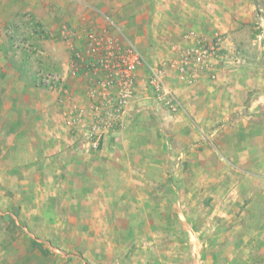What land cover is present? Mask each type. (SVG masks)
I'll list each match as a JSON object with an SVG mask.
<instances>
[{
    "label": "rangeland",
    "instance_id": "rangeland-1",
    "mask_svg": "<svg viewBox=\"0 0 264 264\" xmlns=\"http://www.w3.org/2000/svg\"><path fill=\"white\" fill-rule=\"evenodd\" d=\"M0 4L13 12L0 21V264H245L229 255L247 246L257 259L264 0ZM102 32L143 57L125 108L91 97L98 55L75 57ZM201 80L211 99L236 92L232 108L251 115L224 116L237 145H208L199 130L194 145L173 140L171 117ZM238 161L249 175L230 180Z\"/></svg>",
    "mask_w": 264,
    "mask_h": 264
},
{
    "label": "crops",
    "instance_id": "crops-1",
    "mask_svg": "<svg viewBox=\"0 0 264 264\" xmlns=\"http://www.w3.org/2000/svg\"><path fill=\"white\" fill-rule=\"evenodd\" d=\"M10 4V3H9ZM33 4V3H32ZM1 8H4L2 4H0V21L4 20H9L12 18L13 12L12 9H4L3 12H1ZM11 80H14L12 78ZM206 86L208 88V92L203 91V87ZM183 89H185L183 87ZM189 89V88H188ZM190 96L189 100L192 103L186 104V108L184 112L171 117V119H174V127H175V132L176 134L175 138L173 140H176L178 145L182 143L183 145H194L196 143L195 138V133L197 130L200 131V133L204 134L206 131H208L209 136L207 134L206 138L208 141V145H237L235 143L236 139L235 136L232 133L231 130L228 131H223L224 125H225V117H230L231 114H234L235 117H243L242 113H238L235 111V108L233 109L231 106L230 101L234 99V97H239L236 92H234V95L230 94L228 91H222L221 94L219 95L217 93V96L215 99H211V81H204L201 80L193 86L190 89ZM184 92H182L183 94ZM186 93V92H185ZM223 96H225L226 100H223ZM183 100V99H182ZM192 100V101H191ZM228 101V102H225ZM230 104V106H229ZM229 106V107H228ZM235 112V113H233ZM259 111H256L258 113ZM239 116H238V115ZM241 114V115H240ZM248 117H251L249 115ZM247 115H244V119L248 118ZM165 116H163L162 119H164ZM246 122V121H244ZM171 124V125H172ZM160 135L163 137V139L168 140L167 133L166 131L168 129V126H170V122L168 121H160ZM205 130V132H203ZM226 134L230 136H226ZM160 136V137H161ZM192 137V138H191ZM227 138V139H226ZM162 141V140H161ZM170 141V140H169ZM144 142L148 143L146 139ZM225 142V143H224ZM230 143V144H229ZM174 143V145H177ZM239 145H248V143H243L242 141L239 143ZM256 146H260L257 144ZM258 159V158H257ZM246 161V159H244ZM259 160V159H258ZM256 161L258 166H262L260 161ZM261 160V159H260ZM262 161V160H261ZM237 164H239V171L237 172V176L232 177L230 180H237L240 179L241 177H245L249 174H243L241 173L245 172L247 167V163H244L243 161H238ZM254 164V163H253ZM264 165V164H263ZM249 170V169H248ZM250 171H255V174L251 175L252 177H255V179L259 180L261 182V187L259 193L262 194L261 198L263 199L262 202L258 203L257 208L258 211L260 212L259 214L261 215V218L259 220L261 221L260 225V232H261V237L260 240L263 242L261 245V249L258 250V253H256L257 259L254 260V256L251 253L250 246H247V248L244 249L243 254H240L238 256L236 255H229L231 258H239L241 262H244L245 264H253L255 262L259 264H264V172L260 169V167H257L256 170H250ZM129 193V197H130ZM236 205L235 199H233V206ZM232 206V207H233ZM115 211L114 205H112L111 208V213L112 211ZM160 225L159 227H161ZM161 257V255H159ZM210 257V256H208ZM52 258H56V256H52ZM215 260V259H214ZM216 261V260H215ZM209 263H213L212 261H208Z\"/></svg>",
    "mask_w": 264,
    "mask_h": 264
},
{
    "label": "built area",
    "instance_id": "built-area-1",
    "mask_svg": "<svg viewBox=\"0 0 264 264\" xmlns=\"http://www.w3.org/2000/svg\"><path fill=\"white\" fill-rule=\"evenodd\" d=\"M90 37L92 38V45L86 52L87 56L83 57V55L76 54L75 57L87 58L91 64L94 60L93 56L98 55L99 57L97 62L99 65H96H98V70L102 71V78L97 79V85L95 84L97 88L91 91V97H94V92H98V96L107 102L106 104H111L110 102L114 101L119 107H127L135 96L137 70L143 63L141 53L132 42L125 40L124 46H121L118 40L107 32H102L97 38ZM203 56L201 54L195 59L196 62H200ZM180 78L184 80L186 76L181 74ZM149 83L156 88L161 84L158 73L153 69H150ZM160 86L164 88L162 85ZM165 94L168 93L165 92ZM116 111L119 112V108Z\"/></svg>",
    "mask_w": 264,
    "mask_h": 264
}]
</instances>
